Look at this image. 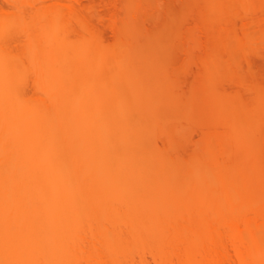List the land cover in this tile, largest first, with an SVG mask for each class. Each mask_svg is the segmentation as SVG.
I'll return each instance as SVG.
<instances>
[{
  "label": "bare ground",
  "instance_id": "obj_1",
  "mask_svg": "<svg viewBox=\"0 0 264 264\" xmlns=\"http://www.w3.org/2000/svg\"><path fill=\"white\" fill-rule=\"evenodd\" d=\"M154 1L0 0V264H264V0Z\"/></svg>",
  "mask_w": 264,
  "mask_h": 264
},
{
  "label": "rangeland",
  "instance_id": "obj_2",
  "mask_svg": "<svg viewBox=\"0 0 264 264\" xmlns=\"http://www.w3.org/2000/svg\"><path fill=\"white\" fill-rule=\"evenodd\" d=\"M98 1H100V3L96 2V3H97V6H96V7H97V10H100V11L104 10V11H105V10H108V7H107V6H109L108 4L111 3L112 0H111V1H110V0H109V1H108V0H104V1H106L107 3H105L104 1L102 2V0H98ZM152 1H154V0H152ZM158 1H159V2L161 1V2H160L161 5H158V6H160V8H159L158 6H157V7H158L159 9H157L155 6H154L155 8H154V7H153V8H154L155 10H157V11H158V10H161V11H158V12H160V13H158L159 15L157 14V12H155V10L152 9V11H154V12L156 13V14L153 13V15L157 18V21H156V19H155L154 16H152V17H154L155 21L158 22V24L165 20L163 25L166 26V28H167V30H168L167 36L172 40V43H173L174 41H175V42L178 41V43H179L178 45L180 46V44H181V46H182V47L177 46V47H179V48H177L176 45H175V47H176L177 49H179L180 52H178V50H177V51H174L173 49L170 48V47H172V46H170V47H168V48H170V49L167 48V49L165 50V54L167 53V50H170V51L173 50L174 53L176 52L175 55H177V52H178V55H179L180 57L183 56V51H182V53H181V50H180V49H182L183 46H184V44H183V42H182V41H184V39L182 40V37H183V36L185 37V35L188 34V32H189L188 30H190V29L187 30V28H188V26H190V24H192V23L194 22V19H192V18H194V17H191V13H192V12L196 11V13H197V12L200 11V13H198V14H199L198 16H200V14H201V15L205 14L206 17H208L207 15H211V16H213V18H212L213 20L218 21V19H217L218 16H219L220 18H222V16H223V13H221V12H224V11L226 10L225 13H224V16H223V17H225V16H227V12H228V10L233 9V8L235 9V8L241 7V5H238L237 3H236L237 5L234 4V3H235L234 0H231V2H229V3L232 4V1H233V2H234V3L232 4L233 6H230V4H229V5L226 4V3H227L226 0H224V2H225L226 5H223V6H222V4L224 3L223 0H221V1H220V0L218 1V0H217L216 2H218V3H216L214 0H213V2H212V0H211V2H210L209 0H205V3H206V1H207L206 4L203 3L204 0H166V1H165V0H155V1L153 2L154 5H155L156 3H159ZM163 1H164V2H163ZM227 1H230V0H227ZM214 2H215V3H214ZM222 2H223V3H222ZM103 3H104V4H103ZM163 3H164V4H163ZM199 3H201V4H200V7H199ZM202 3L204 4V6H202V5H203ZM208 3H209V4H208ZM212 3H213V4H212ZM106 4H107V6H106ZM207 4H208V5H207ZM214 4H215V5L218 4V5L215 6ZM219 4H220L221 6H220ZM196 5H197V7H196ZM206 5H207V7H206ZM213 5H214V6H213ZM227 5L229 6L228 8H227ZM235 5H236V7H235ZM169 6H170V7H169ZM208 6H209V7H212V8H210L211 10H210V9L208 10V8H209ZM225 6H226V7H225ZM237 6H238V7H237ZM165 7H166V8L168 7L169 9L167 10V9H165ZM195 7H196V8H195ZM213 7H214V8H213ZM217 7H219V8H217ZM220 7H225L226 9L223 8V9H225V10H223V9H221ZM163 8H164V10H166L167 14H166L165 11L163 10ZM205 8H207V10H206ZM216 8H217V9H221V10H217ZM193 9H194V10H193ZM195 9H196V10H195ZM213 9H214V10H213ZM234 9H233V10H230V12H231V11H233V12H232V13L228 12V15H229V14H230V15H231V14L233 15V13H234V11H235ZM238 9H239V8H238ZM162 10H163V11H162ZM169 10H170V11H169ZM171 10H172V11H171ZM236 10H237V9H236ZM240 10L242 11L243 9H240ZM168 11L170 12V14L168 13ZM207 11H208V13H207ZM210 11H212L213 13L211 12V13L209 14ZM214 11H215V12H214ZM217 11H219V12H217ZM237 11H239V10H237ZM172 12H173L174 14H173ZM204 12H205V13H204ZM239 12H240V11H239ZM106 13H107V11H106ZM164 13H165V14H164ZM194 13H195V12H194ZM214 13H215V14H214ZM235 13L237 14L238 12H235ZM163 14H164V15H163ZM212 14H213V15H212ZM221 14H222V15H221ZM161 15H162V16H161ZM165 15H166V16H165ZM205 15H204V18H206ZM214 15H216V16H215V19H214ZM234 15H235V14H234ZM160 16H161V17H160ZM171 16H173L174 19H173V17H171ZM178 16H179V17H178ZM183 16H184V17H183ZM198 16H197V18H199ZM211 16H210V18L208 17V18H209V21H207V23H210V21H211V20H210V19H211ZM216 17H217V18H216ZM227 17H228V16H227ZM160 18H161L162 20H161ZM165 18H166V19H165ZM182 18H183V19H182ZM201 18H203V17L201 16ZM228 18H229V17H228ZM230 18H233V17H230ZM230 18H229V19H230ZM154 19H153V20H154ZM177 19H178V20H177ZM199 19H200V18H199ZM199 19H198V20H199ZM216 19H217V20H216ZM226 19H227V18L225 17V20H226ZM159 20H160V21H159ZM173 20H174V21H173ZM192 20H193V21H192ZM206 20H207V18L204 19V22H206ZM213 20H212V21H213ZM221 20H222V19H221ZM225 20H224L225 24L222 23V22H221V23H220V22H216V23H218V25H220V24H221V25L218 26V25L215 24V29L213 28L214 25H213L212 27L210 26L209 28H206V26H207L208 24H207L206 26H204V25H203L204 22H203V24H201V26L198 25L199 28H200V27H201V28H200V29L197 28V30H198V31L200 30L201 32H200V31L198 32L197 30H193V32H195V31L197 32V33L195 32V36H196V37L198 36L199 39L201 38L200 40H198V38L196 39V41L198 40V41H199V44L201 45V46H200V45H198V46L202 47V45H203V47H204V46L207 44L206 42H208V40H209L208 38H210L211 35H212V36H215V35H216V36H215L216 38H215V40H213L214 38L211 37L210 40H209V43H212V44H213V42L216 41V44H217V40L219 41L218 38L220 37L219 35H223V36H224L226 33H228V35L226 34L227 36L225 35L224 38H225V37H228V36H229V32H228L227 30L230 31V28H231V27H232V28H231V31H230V35H231V36H229V37H230V40H229V41H228V40L226 41V39H228V38H226V39L223 38V40H225V41L227 42V45L230 46L231 43H232V44L235 43V44H236L235 46H236L237 48H242V47H243L242 44H243L244 42H245V44H243V45H245V46H247V47H250V46H251L252 48H253L254 46H257V45L259 46V44H260V46H261V45H264V22H263L264 20H263V21H262V20H259V21H262V22H263V26H260L259 24H260L261 22L259 23L258 21H256V23H257L256 26H254V27H252L251 25L249 26V27H252V28H251L252 31L255 29L253 33H250V35H252V34L257 35V34H258V35L256 36L257 38H255V40L253 39V38H254V35H253V36H250V35L248 36V37L250 38V40H249L248 37H246V34L250 31L249 29L247 30V28H248L247 25H249L250 23L252 24V22H250V23H249V22L246 23V21H243V22H245V26L247 27V28H246V33H245V30H244V29H245V26H243L242 28L239 26V29H237V28H238V27H237L238 22L236 23V21H238V20H236L235 23H233L234 25L229 26L230 28H229L228 26H225V29L228 28V29L225 31V30L223 29L224 26L222 27L223 24L226 25V21H225ZM230 20H231V19H230ZM167 21H168V22H167ZM200 21H203V20L201 19ZM200 21H199V23H200ZM219 21H220V19H219ZM222 21H223V20H222ZM239 21H240V20H239ZM241 21H242V20H241ZM241 21L239 22V25L242 24ZM153 22H154V21H153ZM165 22H166V24H165ZM172 22H173V23H172ZM175 22H176V23H175ZM189 22H190V23H189ZM169 23H170V24H169ZM171 23H172V24H171ZM177 23H178V24H177ZM258 23H259V24H258ZM154 24H155V23H154ZM168 24H169V25H168ZM193 24H194V23H193ZM254 24H255V23H254ZM155 25H156V24H155ZM170 25H171V27H169ZM175 25H176V26H175ZM184 25H185V26H184ZM252 25H253V24H252ZM257 25H258V26H257ZM261 25H262V24H261ZM173 26H174L175 28H174ZM191 26H192V25H191ZM191 26H190V28H192ZM198 26H197V27H198ZM202 26L205 28V30H204V28H202ZM216 26H217V27H216ZM168 27H169V28H168ZM179 27H180V28H179ZM185 27H186V28H185ZM255 27H256V28H255ZM261 27H262V28H261ZM176 28H177V29H176ZM184 28H185V29H184ZM260 28H261V29H260ZM107 29H108V28H107ZM175 29H176V30H175ZM194 29H195V28H194ZM201 29H202V30H201ZM208 29H209V30H214V31H215V35L213 34L214 32L211 31V33H212V32H213V33H212V34L210 33V37H209V33H207V31L209 32ZM221 29H223V32L221 31ZM232 29H233V30H232ZM258 29L260 30V32L257 31ZM108 30H109V29H108ZM178 30H179V32H178ZM237 30H238L239 32H238ZM180 31H181V32H180ZM183 31H186L187 33H186V32H183ZM191 31H192V30H191ZM204 31H205V32H204ZM219 31H220L221 33H223V34H220ZM232 31H234V32H232ZM235 31H236V32H235ZM252 31H251V32H252ZM109 32H110V30H109ZM174 32H175V33H174ZM177 32H178V33H177ZM203 32L206 33V34H204ZM216 32H217V33H216ZM255 32H256V33H255ZM257 32H258V33H257ZM170 33H171V34H170ZM179 33H180V34H179ZM190 33H191V32H190ZM200 33H202V34H200ZM231 33H233L234 35L231 34ZM109 34H111V32H110ZM174 34H175V35H174ZM196 34H197V35H196ZM198 34L201 35V37H200ZM248 34H249V33H248ZM107 35H108V32H107ZM172 35L175 36V37H173ZM181 35H182V36H181ZM204 35H205L206 38H203ZM232 35H233V36H232ZM235 35H236V36H235ZM187 36H188V35H187ZM217 36H218V38H217ZM184 37H183V38H184ZM242 37H243V38H242ZM251 37H252V39H253L252 41H251ZM177 38H179L181 41H180L179 39H177ZM186 38H187V37H186ZM186 38H185V39H186ZM212 38H213V39H212ZM235 38H236V39H235ZM238 38H239V39L242 38V39L239 40ZM166 39H167V38H166ZM170 39H169V40H170ZM216 39H217V40H216ZM233 39L235 40V42H234V41L231 42ZM237 39L239 40V42H238ZM256 39H257V40H256ZM173 40H174V41H173ZM188 40H189V39H188ZM201 40H202V41H201ZM211 40H212L213 42H212ZM242 40H243V41H242ZM190 41H191V40H190ZM203 41H206V42H203ZM225 41H223V42H225ZM236 41H237L239 44H237ZM250 41H251V42H250ZM257 41H258V42H257ZM167 42H170V41H167ZM186 42H187V41H186ZM191 42H192V44H193V41H191ZM191 42H190V43H191ZM202 42H203V44H202ZM219 42H220V41H219ZM226 42H225V43H226ZM228 42H229L230 44H228ZM242 42H243V43H242ZM184 43H185V42H184ZM188 43H189V42H188ZM209 43H208V44H209ZM252 43H255V44L253 45ZM170 44H171V43H170ZM173 44H175V43H173ZM196 44H198V43H196ZM204 44H205V45H204ZM208 44H207V45H208ZM212 44H209V45H212ZM214 44H215V43H214ZM216 44H215V45H216ZM249 44H250V45H249ZM168 45H169V44H168ZM237 45H239L240 47L237 46ZM248 45H249V46H248ZM252 45H253V46H252ZM232 46H234V44H233ZM203 47H202V48H203ZM236 47H235V51H234V47H233V51H234L236 54H237V51H238V55L240 56V59L242 60L243 57L241 58V56L244 55V54H243L244 52H241L242 49H240V51H239V49L237 50ZM251 47H250V48H251ZM172 48H174V46H173ZM176 48H175V50H176ZM231 48H232V47H231ZM199 49H200V48H199ZM236 50H237V51H236ZM199 52H201V50H200V51L198 50L196 53H199ZM240 52H241L243 55H240V54H241ZM169 53H171L170 55L174 56L173 59L176 60V59L178 58V57L175 58V55H173L172 52H169ZM169 53H167L166 55L168 56ZM202 53H204V52H201L200 54H202ZM184 55H185V53H184ZM197 55H198V54H197ZM238 55H237V56H238ZM233 56H235V55L233 54ZM237 56H235V58H236ZM169 57H171V56H169ZM180 57H179V58H180ZM165 58H167V57H165ZM171 58H172V57H171ZM179 58H178L177 60H178V61L180 60L179 62H182V63H179L177 60H176V61L174 60L173 63H174V65L176 64L175 67H178V68H179V67L181 66V64L183 65V64L185 63V64H184L185 66H183V67L181 66L182 69H184V70L186 71L185 78H186L187 80L190 81L189 83H191V82L194 83V81H195V73H194V72L197 71V69H196V67H197L196 63L194 64L193 60H191V61H189V60L185 61L184 58H182V59H181V58L179 59ZM238 58H239V57H238ZM238 58H236V59H238ZM171 63H172V62H171ZM172 65H173V64H172ZM197 68H198V67H197ZM192 74H193V75H192ZM196 75H197V74H196ZM192 83H191V84H192ZM194 132H196V131H194ZM192 135H194L195 139H198V137H197L198 135L196 136L195 133H192Z\"/></svg>",
  "mask_w": 264,
  "mask_h": 264
}]
</instances>
